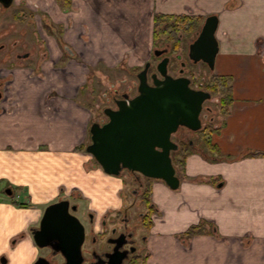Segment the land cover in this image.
Segmentation results:
<instances>
[{"label": "crops", "instance_id": "crops-1", "mask_svg": "<svg viewBox=\"0 0 264 264\" xmlns=\"http://www.w3.org/2000/svg\"><path fill=\"white\" fill-rule=\"evenodd\" d=\"M156 1L158 14L154 0H70L67 8L12 0L23 24L12 30L20 36L9 43L13 52H0V83L8 85L0 102V264L33 263L28 229L61 190L97 220L128 205L122 180L84 152L90 103L74 99L85 86L91 93V72L143 65L154 16L172 6ZM180 10L197 21L216 16L212 77L230 80L231 103L223 117L214 110L207 143L174 159L176 190L147 184L140 264H264V0H190Z\"/></svg>", "mask_w": 264, "mask_h": 264}, {"label": "water", "instance_id": "water-1", "mask_svg": "<svg viewBox=\"0 0 264 264\" xmlns=\"http://www.w3.org/2000/svg\"><path fill=\"white\" fill-rule=\"evenodd\" d=\"M11 3L12 0H0L4 9ZM216 24L215 15L207 16L187 51L191 63L202 62L210 71L217 53ZM164 53L166 50L153 54L159 57ZM168 60L163 57L158 61L155 73L149 76L150 84L146 75L149 64L146 63L136 75V94L132 98L122 94L120 99L112 100L114 109L102 110L106 121L90 124L89 143L84 151L105 175L118 176L125 171L136 174V180L140 176L161 181L174 191L179 180L170 159V152L177 151L171 136L179 128L191 133L200 130L202 104L210 99V94L190 88L186 77L168 75ZM83 234L82 225L68 212V200L47 205L29 235L36 249L48 250L51 259L37 257L32 264H50L54 255L62 259V264H81ZM124 258L116 255L109 263L121 264Z\"/></svg>", "mask_w": 264, "mask_h": 264}, {"label": "rangeland", "instance_id": "rangeland-1", "mask_svg": "<svg viewBox=\"0 0 264 264\" xmlns=\"http://www.w3.org/2000/svg\"><path fill=\"white\" fill-rule=\"evenodd\" d=\"M165 1L168 3L172 2L171 3L172 6L168 8L167 10L168 11L167 16H174V17L187 16L186 14L181 12L180 9H181V5L184 2H187V4H189L190 0H187V1L186 0H165ZM154 6H155V12L156 14H158L160 12L158 11V6H160L158 1L154 0ZM15 11L18 13L16 14V18H14L12 14ZM20 15L22 14H20L15 4L10 5L7 9H3L2 7H0V44L5 43L4 45H0V46H3L0 48V52L2 53L1 56L6 55V53L7 55L8 54L10 55L13 52L11 51L12 49L9 47L10 41H13L14 39H18L20 37L18 30H20L21 25L23 24V22L21 23L19 21ZM205 17L207 16L200 15V24L198 25V28H200ZM9 28L11 29L9 30ZM13 29L14 30L18 29V30L12 32ZM156 44H157L156 47L150 49L149 56L147 60L143 63V65L145 63H149V66H150L149 70L154 71V66L157 62V59L156 57H154L153 52L155 50L166 49L168 51L166 53V56L169 57V64L167 68L168 72H174L176 70L178 66L177 65L178 60L179 62H183L184 64H186L185 65L186 67H184L185 68L184 72L189 75L188 78L189 80H191V83L193 85L192 88L193 89L200 88L205 91L204 82L212 78L213 76L212 71H210L206 67V65L203 64L202 62L191 63L188 60L187 58V51H188V45H189L188 40L184 39L183 41H181L175 53H170L171 46H172V42L170 41L161 39ZM172 65H174L173 69H172ZM142 66L139 67L140 70ZM138 69L130 70V71H126L125 69L123 70V72L115 71L116 73L115 76H113L109 71H107V69H105L104 71L101 70L98 72L97 71L91 72V75H92L91 78L95 79V80L91 79L93 81V84L91 83L92 87L90 86V88H92L91 93L90 91H88L89 88L85 86L82 90L78 92L77 97L74 99L75 102L84 105L83 101L86 99H89L90 104H87L85 107H87L88 110L90 111V114L92 116V121L97 122V123L103 122L104 117L102 115V110L104 108L114 109L113 106L107 102L108 100L112 102V100L116 99L118 96L120 97L122 94H126L127 97L129 98L130 95L134 93L135 85H136L135 76L140 71ZM204 105L208 106L211 111L208 115L207 113H205V111H203V114H202L203 118L201 119L202 125L208 124V123H211L212 125H214L218 119L216 118L217 116H215L216 114L214 113V110L216 109V98L211 96L210 100L206 101ZM171 140L177 145V148H179L180 144H184L189 151H190V148L196 149L194 147H197V144L199 145V139L197 138L195 133L188 132L181 128H179L177 132L171 136ZM189 142H191V146L189 145L188 147L187 144ZM171 156H172V164L174 167H176V163L174 159L176 158L177 154L171 153ZM179 157L180 156H177L178 159ZM92 164L94 163L92 162ZM96 167L97 169H99L98 166ZM86 170H90V166H88ZM116 178H119L122 180L123 188L125 191L128 192L127 195H129V192L130 193L135 192L136 195L140 197L141 193L148 191L145 187H141L140 189H138L136 184L133 183V180H131L130 175H128L124 171H122L120 175L117 176ZM140 180L142 181L143 186H145L146 182L148 181L144 178H140ZM0 189H2V187H0ZM2 196L3 194L0 192V197ZM137 196L135 198L136 203L139 202V197ZM24 204H26V208H27L28 201L21 202L20 200H17L16 205H24ZM139 206H142V205L139 203ZM87 208H88L87 204L81 201L80 209L85 211V210H88ZM134 209H135L134 206L128 207V209L126 210V213L131 215L135 211ZM143 236L145 237V235ZM35 251H36L35 256H37L38 251L36 249ZM39 251H40L39 254H41L42 250H39ZM53 260L54 259L50 261V264L54 262Z\"/></svg>", "mask_w": 264, "mask_h": 264}, {"label": "flooded vegetation", "instance_id": "flooded-vegetation-1", "mask_svg": "<svg viewBox=\"0 0 264 264\" xmlns=\"http://www.w3.org/2000/svg\"><path fill=\"white\" fill-rule=\"evenodd\" d=\"M165 55L166 54L159 56L157 61L165 57ZM180 63L181 62L178 60L176 70L174 72L167 71V73L173 78L179 76L188 78L189 75L185 72L178 74L179 71L182 70L183 72L185 70V66L181 69L179 68ZM149 68L147 70V82L150 84L148 76L154 73V71L149 70ZM189 86H193L191 80ZM135 94L136 92L134 91L129 98H132ZM116 99H120V97L118 96ZM107 102L114 108L110 100ZM202 107L207 109L208 112L210 111L208 106L203 104ZM141 187L142 186H140V188ZM136 196L135 192H129V197L131 199L127 206L125 205L115 213L114 218L108 217L106 219L104 217L99 220L95 219L91 211L81 210L79 207L80 204L77 203L79 201L74 197H69L67 199L59 198L56 200H68V212L74 215L83 227L84 238L80 247L81 264H110L109 262L114 260L116 255L126 258L123 259L121 264H140L141 258L143 259L146 254V241L143 235H145L148 230L149 215L147 209L143 206H139L140 201L136 203ZM131 206H134L135 211L130 215L126 213V210ZM40 256L48 260L51 259L48 258V250L45 253L43 252L42 255L40 254ZM53 259L54 262H52V264L63 263L58 255H54Z\"/></svg>", "mask_w": 264, "mask_h": 264}, {"label": "trees", "instance_id": "trees-1", "mask_svg": "<svg viewBox=\"0 0 264 264\" xmlns=\"http://www.w3.org/2000/svg\"><path fill=\"white\" fill-rule=\"evenodd\" d=\"M60 8H67L70 0H56ZM200 21L192 17L186 16H161L156 15L153 19L152 26V40L154 46L157 45L161 39L172 42L171 52L175 53L180 42L184 39L189 40L190 37L197 31ZM174 65H172V69ZM205 90H207L212 97L216 98V109L220 116H225L228 113V108L231 103L230 97V80L226 77L215 78L212 77L205 81ZM213 126L208 123L204 124L200 130L195 134L201 141L208 142V137L213 132ZM190 151L184 144H180L179 148L173 154L180 156V160ZM140 204L145 208H149V193L145 191L139 197ZM148 211V210H147ZM185 234H193V228Z\"/></svg>", "mask_w": 264, "mask_h": 264}]
</instances>
